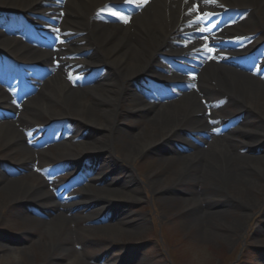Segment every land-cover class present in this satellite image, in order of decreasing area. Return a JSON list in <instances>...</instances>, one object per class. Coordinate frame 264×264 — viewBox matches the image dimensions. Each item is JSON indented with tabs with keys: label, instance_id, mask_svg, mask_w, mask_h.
Listing matches in <instances>:
<instances>
[{
	"label": "bare ground",
	"instance_id": "obj_1",
	"mask_svg": "<svg viewBox=\"0 0 264 264\" xmlns=\"http://www.w3.org/2000/svg\"><path fill=\"white\" fill-rule=\"evenodd\" d=\"M116 1L0 0V8L7 12L24 7L30 13L44 10L43 16L57 17L75 44H83L74 45L72 50L84 53L86 60L93 61L69 64L63 34L54 28L41 30L40 35L46 39L42 44L49 49L44 53L31 50L29 54L44 58L52 77L41 85L32 82L25 89L30 96L26 100L34 107L28 110L30 116L27 117L34 119V116L49 114L53 115L51 119L69 118L82 122L83 129H89L90 133L100 129L99 135L87 132L85 137H93L92 140L99 144L96 150L90 149L88 141L77 147H55L56 151L67 153L69 159L83 157L85 151L93 152L95 165L88 166L89 184L82 190L72 191L59 201L46 191L45 183L40 181L38 185L27 179L28 166L30 172L36 162L29 150L28 156L23 157L25 173L10 177L0 172V196L19 203L25 200L42 202L43 221L46 222L42 225L52 240L62 231L66 233L64 218L73 221L81 217L90 225L109 226L111 223L118 229V225L126 224L130 228L136 218L124 208L137 201L136 196L129 195L139 194L142 185L150 189L155 198L183 200L187 217L194 223L207 221L209 230L214 224H222L223 215L229 211H241L244 217L248 216L254 208L251 203L259 207L264 202V82L236 69L233 57L219 48L224 46L223 41L216 44L212 39L215 36L209 38L205 33L208 38L197 49L198 54L205 53V61L195 58L197 51L193 59L188 56L180 59L194 64L197 74L181 81L183 85L171 92L172 101L161 103L159 96L145 102V91L136 87L134 81L149 78L146 71L171 47L169 35L181 21V10L185 9L182 6L190 5H185V0H134L132 20L125 24L114 14L102 15V19L96 21L98 15L94 17L93 14L108 2L118 4ZM220 1L225 9L237 10L243 20L241 23H253L264 29V0ZM17 45L14 39L0 32V52H17ZM263 46L254 55H258ZM183 50H179L178 55L184 53ZM158 87L165 89L161 85ZM195 97H201L199 102ZM88 98L90 103H87ZM201 100L204 103L201 104ZM221 100L236 108L239 117H218L212 107ZM125 104L128 107H124ZM22 105L25 106L26 101ZM205 108H209L210 113ZM56 109H63V112L57 114ZM23 113L25 115L21 111L18 118L23 119ZM129 116L136 120L130 122ZM17 136L20 138L11 124L1 127L0 148L9 149L19 144ZM255 149L261 154H246L254 153ZM240 150L243 151L238 152ZM150 155L176 164V173L168 185L154 182L153 176L143 183L135 182L129 164L139 156ZM201 156H207L203 157L207 159L205 163L198 159ZM113 158L126 167L109 168ZM93 172L96 174H91ZM97 184H101L97 186L100 188H95ZM238 192L242 194L240 199ZM260 196L263 201L256 206ZM262 212L264 214V209ZM231 226L238 230L239 220ZM65 240L53 244L50 253L54 255L56 247L60 251Z\"/></svg>",
	"mask_w": 264,
	"mask_h": 264
},
{
	"label": "rangeland",
	"instance_id": "obj_2",
	"mask_svg": "<svg viewBox=\"0 0 264 264\" xmlns=\"http://www.w3.org/2000/svg\"><path fill=\"white\" fill-rule=\"evenodd\" d=\"M23 8L18 9L26 11ZM246 27L250 34H257L255 39L252 38V43L264 41L262 35L264 29L254 25ZM41 76H44V72ZM39 99L41 100V97ZM87 103H90L89 98ZM123 106L128 107L126 104ZM20 109V112H25V115L21 114L25 116L22 122L26 120L42 124L53 117L42 114L34 116V119L31 117L33 120L29 119L28 110L34 109L29 101ZM56 111L57 114H61L63 109ZM224 112V115L236 114V111L230 108L225 109ZM132 121L134 117L130 119V122ZM22 122H14L11 129L23 128ZM71 122L76 129L83 127L82 122H79L82 127L73 120ZM3 123L4 121H0V125L2 124L0 128H6V123ZM99 133L100 129H93L90 134L96 136ZM92 138L89 141L90 149L96 150L99 144L91 140ZM28 151L26 146L14 144L13 148H0V159L3 163L10 164L16 161L21 164L23 157L28 156ZM241 151L243 150L238 152ZM253 152L246 154L248 156L261 154L260 150L255 149ZM84 153L86 154L87 151ZM203 157L207 158L201 156L198 159H202L203 161L200 162L205 163L207 159ZM65 160L63 158L61 161ZM113 160L109 168L125 165L119 163L117 158ZM173 163L161 161L152 155L144 158L139 156L129 164L128 168L135 182L139 184L153 176L154 182L160 181L165 186L171 182L176 173V164ZM63 165L64 163L60 166ZM124 167L126 166L122 169ZM13 170L17 171V175L14 176L20 175L18 169ZM29 178L38 185L41 181L34 173L28 175L27 179ZM81 178L77 182L76 190H82L83 186L88 185H85V181H81ZM71 180L68 175L62 176V181L69 183ZM141 187L139 194L129 195L131 198L136 196L137 201L134 200L124 208L136 218L135 224H131L130 228L126 224L118 225V229L111 223L109 226L90 225L81 217L73 221L64 218L66 233L62 231L61 235H57L56 240L53 239L54 241L48 237L46 228L42 225L46 223L45 221L41 223V221L29 220L28 208L23 206L29 203L28 200L21 204L15 202L16 200L2 199L0 196V264H264V214H262L264 191L263 197H258L256 206L260 202L262 204L255 207L251 203L254 208L248 212V216L244 217L241 211H229V214L223 215L222 224H214L215 226L209 230L207 221L194 223L187 217L186 204L183 200H171L164 196L155 198L150 189L145 188L144 185ZM237 196L240 199L242 194L238 192ZM237 220L240 228L235 230L231 225ZM61 239L66 240L61 244L60 251L56 247L54 255L51 254L53 244ZM65 246L68 249H65ZM244 258H247L245 262Z\"/></svg>",
	"mask_w": 264,
	"mask_h": 264
},
{
	"label": "snow or ice",
	"instance_id": "obj_3",
	"mask_svg": "<svg viewBox=\"0 0 264 264\" xmlns=\"http://www.w3.org/2000/svg\"><path fill=\"white\" fill-rule=\"evenodd\" d=\"M130 2H131V0H130ZM206 2H207V0H206ZM113 14L115 15L116 13H113ZM205 15H209V14H205ZM202 20H203V17H200V18L196 21V23H200ZM205 39H207V37H205Z\"/></svg>",
	"mask_w": 264,
	"mask_h": 264
}]
</instances>
